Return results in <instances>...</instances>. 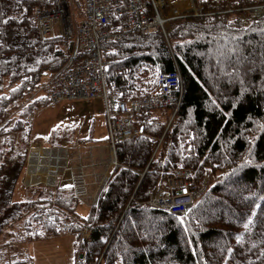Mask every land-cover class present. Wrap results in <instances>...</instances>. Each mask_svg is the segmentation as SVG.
Here are the masks:
<instances>
[{
  "label": "trees",
  "instance_id": "1",
  "mask_svg": "<svg viewBox=\"0 0 264 264\" xmlns=\"http://www.w3.org/2000/svg\"><path fill=\"white\" fill-rule=\"evenodd\" d=\"M50 4L0 0V86L5 78L11 86L10 94H0V121L17 95L38 85L45 86L50 103L47 80L67 62L73 47V40L40 35L36 14ZM257 4L264 0H208L204 11L211 15L171 22L167 39L154 31L104 42L106 83L120 99L143 96L156 83L155 78L142 92L133 65L153 66L156 77L179 68L182 100L161 146L156 148L168 109L166 118L160 112L164 109L142 113V134L115 143L120 166L114 167L97 204L79 219L64 214L72 203L77 214L80 202L69 187L12 201L24 166L19 159L0 185V232L24 214L39 224L30 216L39 211L53 215L54 222L45 227L55 234L66 221L71 230H91L86 262L102 254V264H264V15L246 25L240 19L241 8ZM228 7L233 11L218 12ZM35 103L47 104L32 101L30 107ZM168 144L186 152L173 148L165 154ZM177 167L190 168L197 180L207 174L209 180L185 217L145 203L148 190ZM64 191L74 199L62 196Z\"/></svg>",
  "mask_w": 264,
  "mask_h": 264
},
{
  "label": "built area",
  "instance_id": "2",
  "mask_svg": "<svg viewBox=\"0 0 264 264\" xmlns=\"http://www.w3.org/2000/svg\"><path fill=\"white\" fill-rule=\"evenodd\" d=\"M208 0H84L82 21L76 27V35L72 28L70 12L64 0H51L49 7L41 8L36 14L39 33L42 37L50 36L54 25H59L65 39L73 40V47L67 62L47 80L50 88L49 98L52 104L65 101L89 102L99 98L103 102L107 127L108 156L78 153L69 158L74 166L85 165L80 177L72 168H62L59 164L68 162L69 146L43 147L39 152L34 145L24 165L22 184L33 187L41 184L50 186H69L74 194L91 205H96L112 169L120 166L115 152V143L141 134L140 115L149 111L168 109L173 117L178 110L183 95V79L179 68L171 72H161L156 78V85L148 93L132 99H120L110 95L106 85L107 61L103 57L101 46L104 42L118 40L126 33L146 35L160 31L167 39L166 27L171 22L187 17L211 15L205 12L204 4ZM240 19H247L248 11L255 17L264 15V4L241 8ZM233 8L220 9L218 12L228 13ZM243 15V17H242ZM257 18V19H258ZM161 138L159 139V142ZM159 143L156 145L158 147ZM94 148V147H93ZM155 148V149H156ZM44 150L54 151V156ZM48 156V158H46ZM87 159V162L81 158ZM53 161L56 165L40 162ZM100 167H103L100 168ZM98 168V169H97ZM91 170L93 178H98V186L87 193V181ZM144 172L140 173L142 177ZM89 182V181H88ZM208 175L197 180L190 168L177 167L167 172L163 180L150 188L145 203L153 209L161 210L177 217H184L208 187ZM40 216L46 223H53L52 214ZM64 229H68L66 223ZM101 256L94 261L86 262L82 254H78L75 264H99Z\"/></svg>",
  "mask_w": 264,
  "mask_h": 264
},
{
  "label": "rangeland",
  "instance_id": "3",
  "mask_svg": "<svg viewBox=\"0 0 264 264\" xmlns=\"http://www.w3.org/2000/svg\"><path fill=\"white\" fill-rule=\"evenodd\" d=\"M64 1L70 12L72 28L76 35V27L83 19L84 0ZM246 17L247 19H242V23L245 25L258 18L250 11H248ZM53 37L62 40L65 39L62 36L59 25H54L52 34L43 39H54ZM105 59L107 60L106 57ZM107 64L109 63L107 62ZM133 67L135 70L133 71L132 69L131 73L134 77L139 75L137 79H140L142 85H144L142 92L150 89L156 78L153 66L143 64L138 69L137 65H133ZM10 88L9 80L5 78L0 86V94H10ZM107 88H109L108 85ZM45 89L44 85H38L32 92L21 96L17 95L16 99L10 103L6 115L0 121V185L9 179L11 173L13 174V170L9 175H6V172L19 159L24 160L23 165L27 164L28 160L26 161V159L33 145L39 152H42L43 147L46 148L61 144L69 146L67 150L69 152L67 155L69 164H59V171L62 168L72 167L77 172L79 179H81L80 177L83 175V171H85V165L79 164L74 166L75 162L69 160V158L76 156L78 153L83 155L87 153L88 155L90 151L94 155L101 153L105 157L109 154L107 143L108 133L102 100L96 98L89 102L65 101L52 104L48 103L45 97L47 93ZM109 90L111 91L110 88ZM38 100H44L47 104L41 107L40 104L35 103L33 107H30V102H37ZM160 112L165 114L166 118V110ZM168 112L170 113V110ZM154 116L156 119H159L161 113L156 112ZM168 122L169 116L167 119ZM167 123L158 139L161 138L163 133L165 134L166 127L168 128ZM152 130H154L153 127ZM186 135H189V133H186ZM173 148L180 153L186 152L168 144L165 147L164 153H169ZM44 152L54 156V151L49 152L48 150H44ZM81 158L84 162H87V159H84L83 156ZM39 164H50L52 167L56 165L53 161H42ZM100 168L103 169V167ZM87 172L90 175L88 177L89 182L87 181V193H89L97 188L99 179L93 178L91 170L87 169ZM64 187L66 186H61L60 188ZM56 189L58 188L46 184L25 187L21 185L18 179L12 201L23 202L32 198L45 197L47 196V192H50L49 190ZM68 191H64L62 196L65 198H73L70 195L71 191V194H74L73 189L69 191L70 193ZM87 199V202L81 201L76 206L78 215L73 211V203L67 208L64 214L76 219H79V216L86 215L91 206L89 203L90 198ZM41 206H44V204H41ZM36 212L33 215L30 213V216L39 220V224L32 220L29 221L30 218L27 214H24L21 218L11 221L1 229L0 264H75L77 254H85V245L90 240L91 230L87 227L79 230H71L70 222L66 221L65 223L69 224V230L63 229L57 231L55 234L54 231H50L45 227L46 222L42 218L37 217ZM99 255L94 257L93 260L99 258ZM100 264H102V260Z\"/></svg>",
  "mask_w": 264,
  "mask_h": 264
},
{
  "label": "bare ground",
  "instance_id": "4",
  "mask_svg": "<svg viewBox=\"0 0 264 264\" xmlns=\"http://www.w3.org/2000/svg\"><path fill=\"white\" fill-rule=\"evenodd\" d=\"M257 10H253V12H256Z\"/></svg>",
  "mask_w": 264,
  "mask_h": 264
},
{
  "label": "crops",
  "instance_id": "5",
  "mask_svg": "<svg viewBox=\"0 0 264 264\" xmlns=\"http://www.w3.org/2000/svg\"><path fill=\"white\" fill-rule=\"evenodd\" d=\"M21 179H22V177H21Z\"/></svg>",
  "mask_w": 264,
  "mask_h": 264
}]
</instances>
